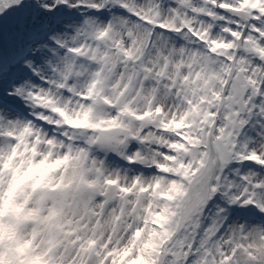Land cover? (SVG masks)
Listing matches in <instances>:
<instances>
[{
	"label": "snow or ice",
	"instance_id": "6c2138e0",
	"mask_svg": "<svg viewBox=\"0 0 264 264\" xmlns=\"http://www.w3.org/2000/svg\"><path fill=\"white\" fill-rule=\"evenodd\" d=\"M0 264H264V0H0Z\"/></svg>",
	"mask_w": 264,
	"mask_h": 264
}]
</instances>
